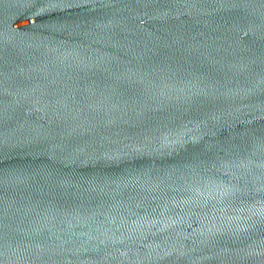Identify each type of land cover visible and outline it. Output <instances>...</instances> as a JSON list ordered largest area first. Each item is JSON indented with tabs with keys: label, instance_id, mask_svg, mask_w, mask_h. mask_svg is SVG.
<instances>
[{
	"label": "water",
	"instance_id": "obj_1",
	"mask_svg": "<svg viewBox=\"0 0 264 264\" xmlns=\"http://www.w3.org/2000/svg\"><path fill=\"white\" fill-rule=\"evenodd\" d=\"M0 264H264V0H0Z\"/></svg>",
	"mask_w": 264,
	"mask_h": 264
}]
</instances>
